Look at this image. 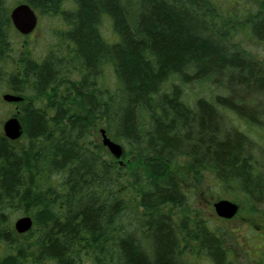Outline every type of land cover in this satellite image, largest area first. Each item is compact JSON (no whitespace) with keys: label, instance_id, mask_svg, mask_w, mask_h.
<instances>
[{"label":"trees","instance_id":"obj_1","mask_svg":"<svg viewBox=\"0 0 264 264\" xmlns=\"http://www.w3.org/2000/svg\"><path fill=\"white\" fill-rule=\"evenodd\" d=\"M21 3L61 23L42 57L16 44ZM263 48L264 0H0V91L24 98L22 137L0 125V264H250L188 216L171 165L264 214ZM98 122L138 167L95 141Z\"/></svg>","mask_w":264,"mask_h":264},{"label":"rangeland","instance_id":"obj_2","mask_svg":"<svg viewBox=\"0 0 264 264\" xmlns=\"http://www.w3.org/2000/svg\"><path fill=\"white\" fill-rule=\"evenodd\" d=\"M37 14L39 25L35 32L29 36L18 38L16 44L21 47L28 46L37 56L42 57L45 55L48 45L54 44L56 40L55 35L62 26L56 18L50 19V17L41 16L38 12ZM104 32L106 36L112 37V29L108 23L104 28ZM260 55L264 59V48L260 49ZM106 79L108 84L114 80L112 75L107 76ZM7 94L13 93L5 86L0 91V125L2 126V130L4 123L13 117L17 110L20 111L21 107L20 104H11L3 101V97ZM103 130L106 131V134L112 141L121 145L123 154L125 155L126 148L124 143L110 135L107 132L106 126L100 122L96 123L93 127L95 141L109 152L108 148L103 145ZM109 154L111 153L109 152ZM118 161L122 165H127L130 163L129 161H132L131 166L138 167L131 156L122 157ZM171 171L175 174L185 194L187 200L186 213H188V216L193 220L202 219L214 227L220 226L228 230V233L231 235L229 237L234 241L235 247H239L241 251L243 249V261L250 264L254 262L261 264L260 257L256 255L253 249H250L247 241L253 242L257 237L256 234L264 230V214L252 213L248 205L239 196L229 193L224 189L211 170L193 171L188 167L185 160L179 159L171 165ZM221 200H227L238 205L239 211L233 219L224 220L216 214L214 206ZM241 236H244V238H241Z\"/></svg>","mask_w":264,"mask_h":264},{"label":"water","instance_id":"obj_3","mask_svg":"<svg viewBox=\"0 0 264 264\" xmlns=\"http://www.w3.org/2000/svg\"><path fill=\"white\" fill-rule=\"evenodd\" d=\"M11 20L16 31L24 37L33 34L39 25L38 14L28 3H21L15 6L11 10ZM23 99L22 96L14 94H7L3 97V100L7 103H19L23 101ZM3 131L6 138L9 140H19L23 135L21 120L16 116L11 117L4 123ZM102 135L103 145L108 148L115 158L120 159L123 155L121 145L112 141L106 134L105 130L102 131ZM214 208L216 214L224 220L233 219L239 211L237 204L227 200L217 202ZM33 225L34 220L29 216L20 217L14 223L15 230L18 234H26L30 232L33 229Z\"/></svg>","mask_w":264,"mask_h":264},{"label":"flooded vegetation","instance_id":"obj_4","mask_svg":"<svg viewBox=\"0 0 264 264\" xmlns=\"http://www.w3.org/2000/svg\"><path fill=\"white\" fill-rule=\"evenodd\" d=\"M24 100V99H23ZM21 103H24V101H21Z\"/></svg>","mask_w":264,"mask_h":264},{"label":"bare ground","instance_id":"obj_5","mask_svg":"<svg viewBox=\"0 0 264 264\" xmlns=\"http://www.w3.org/2000/svg\"><path fill=\"white\" fill-rule=\"evenodd\" d=\"M17 6V5H16ZM98 85L100 86L99 82H98Z\"/></svg>","mask_w":264,"mask_h":264}]
</instances>
